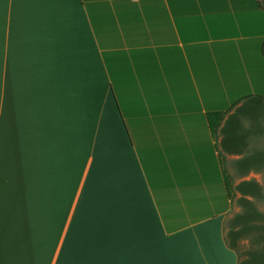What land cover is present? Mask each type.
<instances>
[{
	"label": "crops",
	"instance_id": "0c3cea01",
	"mask_svg": "<svg viewBox=\"0 0 264 264\" xmlns=\"http://www.w3.org/2000/svg\"><path fill=\"white\" fill-rule=\"evenodd\" d=\"M263 6L0 0V264H239L207 116L264 95Z\"/></svg>",
	"mask_w": 264,
	"mask_h": 264
},
{
	"label": "trees",
	"instance_id": "16d2710c",
	"mask_svg": "<svg viewBox=\"0 0 264 264\" xmlns=\"http://www.w3.org/2000/svg\"><path fill=\"white\" fill-rule=\"evenodd\" d=\"M227 113L214 112L207 116L211 130L215 134L220 131L223 135L219 144L223 161L226 156L243 154V151L247 150L252 134H264V95L242 98ZM227 115L229 117L225 121ZM245 120L249 126H246ZM256 161V157L249 156L242 161L241 166L250 170L255 166ZM223 166L225 167L224 162ZM224 180L227 193L233 199L232 179L226 168ZM238 191L242 195L240 202L244 212L233 219L231 228L226 234L227 244L237 253L239 264H264V212H260L256 204L251 201L252 198L264 199L263 188L255 180H245L239 184ZM243 237H248L251 243V247L246 250H242L240 245Z\"/></svg>",
	"mask_w": 264,
	"mask_h": 264
},
{
	"label": "rangeland",
	"instance_id": "374dc122",
	"mask_svg": "<svg viewBox=\"0 0 264 264\" xmlns=\"http://www.w3.org/2000/svg\"><path fill=\"white\" fill-rule=\"evenodd\" d=\"M245 124L246 126H249L248 122H246ZM243 152L244 153L241 155H229L224 158L225 168L227 170L228 175L232 179L233 192V207L226 221V232L230 230L233 219L237 215L242 214L244 212V207L240 202L242 195L238 191L239 184L245 180H255L260 184L264 192V134L253 135L250 138L247 150H244ZM249 156L256 157L257 161L254 167H252L250 170H246L241 166V164L242 161ZM251 201L256 204L260 212H264V199L258 200L252 198ZM240 245L242 247V250L250 248V239L248 237H243Z\"/></svg>",
	"mask_w": 264,
	"mask_h": 264
}]
</instances>
